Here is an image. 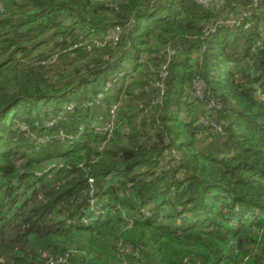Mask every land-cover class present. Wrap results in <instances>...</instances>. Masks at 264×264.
<instances>
[{"label":"trees","instance_id":"obj_1","mask_svg":"<svg viewBox=\"0 0 264 264\" xmlns=\"http://www.w3.org/2000/svg\"><path fill=\"white\" fill-rule=\"evenodd\" d=\"M247 262L264 0H0V264Z\"/></svg>","mask_w":264,"mask_h":264},{"label":"built area","instance_id":"obj_2","mask_svg":"<svg viewBox=\"0 0 264 264\" xmlns=\"http://www.w3.org/2000/svg\"><path fill=\"white\" fill-rule=\"evenodd\" d=\"M119 34H120V28L119 27H114L113 29L109 30L108 31V35L106 37H104L103 41L101 42L100 40H95L93 42V44L96 46V47H101L103 45H105L106 43L108 42H116L118 40V37H119ZM110 84H108L109 86ZM204 123H208V121L205 119H203ZM54 122L50 123L49 125H53ZM213 129H215L217 132H221V128L218 127L216 124L214 123H211L210 124ZM32 137H35L34 135H31ZM45 140H43L44 142ZM61 261L59 260L57 263H60ZM53 264V263H52Z\"/></svg>","mask_w":264,"mask_h":264},{"label":"rangeland","instance_id":"obj_3","mask_svg":"<svg viewBox=\"0 0 264 264\" xmlns=\"http://www.w3.org/2000/svg\"><path fill=\"white\" fill-rule=\"evenodd\" d=\"M199 142H200V144H203V143H205L206 141H205V140H202V139L200 138ZM248 263H249V262H247V264H248Z\"/></svg>","mask_w":264,"mask_h":264}]
</instances>
